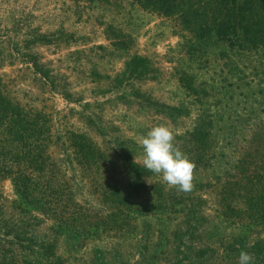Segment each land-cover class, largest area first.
<instances>
[{
  "label": "rangeland",
  "instance_id": "obj_1",
  "mask_svg": "<svg viewBox=\"0 0 264 264\" xmlns=\"http://www.w3.org/2000/svg\"><path fill=\"white\" fill-rule=\"evenodd\" d=\"M190 41L179 20L133 0H0V83L10 99L48 117L51 161L79 204L68 208L62 230L53 212L26 203L14 179H0L1 217L30 219L38 238L55 242L66 264H178L176 233L186 229L191 209L205 218L196 246L215 247V264H238L241 251L264 241V225L222 208L230 203L229 189L264 170L257 152L264 133V53L224 56L219 46L194 53ZM26 53L49 71L50 81ZM136 57L148 61V73L129 81L127 64ZM162 106L177 108L176 116ZM200 117L215 120V147L204 161L191 141ZM156 126L169 128L174 146L195 164L192 191L169 188L153 173L129 197L131 224L122 232L103 233L92 218L77 221L83 212L105 211L96 182L107 175L130 195L117 152L143 166L141 139ZM73 133L112 158L107 168L82 167L69 146ZM155 187L170 199L159 200ZM147 237L148 252L140 256Z\"/></svg>",
  "mask_w": 264,
  "mask_h": 264
},
{
  "label": "trees",
  "instance_id": "obj_2",
  "mask_svg": "<svg viewBox=\"0 0 264 264\" xmlns=\"http://www.w3.org/2000/svg\"><path fill=\"white\" fill-rule=\"evenodd\" d=\"M133 1L144 9L179 20L184 31L192 38L189 52L197 53L209 46H219L224 56L264 53V0ZM30 45L31 42L26 41L28 50ZM24 57L33 64L37 74L50 81L49 71L41 66L34 55L26 53ZM127 65L129 81L142 80L148 73V61L144 58L136 57ZM160 108L171 117L178 112L175 107ZM214 126L213 118L200 117L191 134L193 152L199 161L207 160L215 147ZM258 139L260 146L257 152L264 157V133L259 134ZM51 141L52 129L48 117L10 99L0 83V179H14L26 203L32 205L39 202L43 209H49L58 216L59 227L64 230L65 213L70 206L77 209L79 204L65 185L66 177L59 176V168L51 161ZM69 146L86 169L107 168L112 159H107V153L82 134L73 133ZM117 153L129 178L127 191L130 195L119 183H114V176L110 179L107 175L106 179L96 182L105 211L93 217L83 212L81 218L77 219L82 222L92 218L96 222L94 227L103 228L101 232L107 234L122 232L131 224L129 197L139 194L146 186V176L153 174L137 164L126 151ZM154 190L159 200L170 199L163 188L155 187ZM229 190L232 197L227 202L230 203H225L222 208L232 212V215L237 213L264 225V170L263 173L252 171L246 182L238 184L237 191ZM35 193L37 197H33ZM199 211L191 209L187 215L186 229L176 233V249L180 254L178 264H215L218 254L215 247L196 246L197 235L205 228V218L200 216ZM146 240L140 256L148 252V237ZM56 252L57 244L41 241L30 219L18 217L8 221L0 214V264H66ZM250 254L254 257L252 264H264V241L256 242Z\"/></svg>",
  "mask_w": 264,
  "mask_h": 264
},
{
  "label": "clouds",
  "instance_id": "obj_3",
  "mask_svg": "<svg viewBox=\"0 0 264 264\" xmlns=\"http://www.w3.org/2000/svg\"><path fill=\"white\" fill-rule=\"evenodd\" d=\"M174 135L166 126H156L141 139L143 167L162 177L169 188L179 192L192 191L195 164L174 146ZM136 161V157H135ZM253 255L241 251L238 264H252Z\"/></svg>",
  "mask_w": 264,
  "mask_h": 264
}]
</instances>
